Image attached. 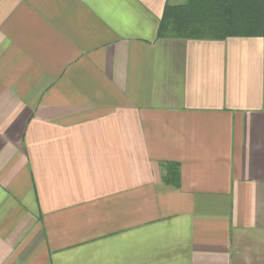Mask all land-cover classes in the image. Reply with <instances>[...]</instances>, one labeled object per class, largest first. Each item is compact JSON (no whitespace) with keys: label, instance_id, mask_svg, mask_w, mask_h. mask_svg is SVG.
<instances>
[{"label":"crops","instance_id":"1","mask_svg":"<svg viewBox=\"0 0 264 264\" xmlns=\"http://www.w3.org/2000/svg\"><path fill=\"white\" fill-rule=\"evenodd\" d=\"M222 2L0 0V264H264V0Z\"/></svg>","mask_w":264,"mask_h":264},{"label":"trees","instance_id":"2","mask_svg":"<svg viewBox=\"0 0 264 264\" xmlns=\"http://www.w3.org/2000/svg\"><path fill=\"white\" fill-rule=\"evenodd\" d=\"M248 1V3L242 2L240 4L237 2H233L232 4L222 2L219 6H221V8L233 9H246L248 7L250 10L257 2L256 0ZM175 22L174 24H176ZM244 23L240 24L236 19L228 18L223 20L184 21L183 23H177V25H174L165 20V22L163 21V25L159 32L161 37L171 36L180 38L223 39L227 38L230 34H236L237 31H243ZM248 27H250V25H248ZM244 29V32H246V29L248 28ZM164 179L166 183L178 187L180 182V173L178 169L172 165H167L166 176Z\"/></svg>","mask_w":264,"mask_h":264}]
</instances>
